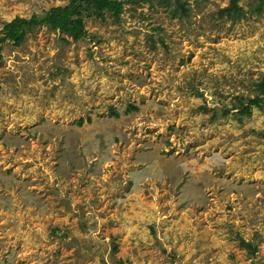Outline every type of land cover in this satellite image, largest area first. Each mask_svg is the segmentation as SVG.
I'll return each instance as SVG.
<instances>
[{
  "label": "rangeland",
  "instance_id": "obj_1",
  "mask_svg": "<svg viewBox=\"0 0 264 264\" xmlns=\"http://www.w3.org/2000/svg\"><path fill=\"white\" fill-rule=\"evenodd\" d=\"M115 1L0 43V264H264V0Z\"/></svg>",
  "mask_w": 264,
  "mask_h": 264
},
{
  "label": "trees",
  "instance_id": "obj_2",
  "mask_svg": "<svg viewBox=\"0 0 264 264\" xmlns=\"http://www.w3.org/2000/svg\"><path fill=\"white\" fill-rule=\"evenodd\" d=\"M236 1L231 0L229 8L222 10L220 14H233L237 9ZM85 4L91 5L94 9L93 13L100 15V17L106 10L112 12L114 16H118L122 10L121 4L115 0H67L65 6L52 7L44 12L43 15H32L28 19L17 16L11 21L6 22L1 30L3 36L0 38V43L8 41L18 46L24 41L28 31H32L35 27L42 25L54 31L58 30L73 40H78L85 35L84 22L80 16ZM255 86L258 95L247 99L246 102L240 101L237 108H235L241 117L250 116L254 108L264 112V77ZM136 110L137 107L130 105L126 109V112L129 113ZM228 113L229 111H225L224 115ZM109 115L117 117L119 114L115 110H112ZM82 122L83 119H79L77 125H81ZM261 135L264 138V134Z\"/></svg>",
  "mask_w": 264,
  "mask_h": 264
}]
</instances>
